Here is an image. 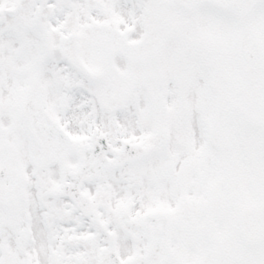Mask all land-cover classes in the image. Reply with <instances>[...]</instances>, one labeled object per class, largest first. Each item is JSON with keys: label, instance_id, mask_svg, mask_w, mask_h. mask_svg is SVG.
<instances>
[{"label": "snow or ice", "instance_id": "1", "mask_svg": "<svg viewBox=\"0 0 264 264\" xmlns=\"http://www.w3.org/2000/svg\"><path fill=\"white\" fill-rule=\"evenodd\" d=\"M0 264H264V0H0Z\"/></svg>", "mask_w": 264, "mask_h": 264}]
</instances>
